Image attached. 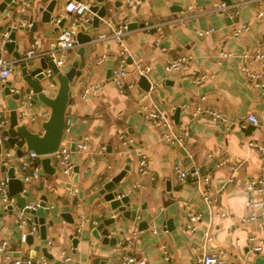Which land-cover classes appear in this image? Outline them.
<instances>
[{"label": "crops", "instance_id": "1", "mask_svg": "<svg viewBox=\"0 0 264 264\" xmlns=\"http://www.w3.org/2000/svg\"><path fill=\"white\" fill-rule=\"evenodd\" d=\"M50 1L34 0L29 7L21 9V0H18L17 7H10L6 15L0 12L3 31L11 26L19 33L18 52L25 54L35 39L39 41L36 47L39 55L54 50L61 28L51 22L42 23L39 11ZM119 1L121 6L114 9V21L106 18L105 25L84 28L92 40L83 44L81 75L75 78V87L70 88V104L65 110L62 143L71 147V143L87 137V149L73 153L72 174L61 175L56 167L54 175L43 173L40 179L25 185H34L30 190V203H37L41 195H46L47 205L51 207L45 216L47 242L40 239L38 231L34 233L32 245L22 242L16 227L21 210L14 205L9 215L1 208L0 201V240L8 242L2 258L12 259L22 254L46 258L49 264H61L59 252L65 250L71 255L70 264H120L125 255L144 259L146 264H194L197 257L207 251L224 253L233 262L254 264L257 255L248 238L251 234L257 237L261 245L258 253L264 257V191L254 197L263 204L252 206L245 182L255 177L264 183V151L250 145L264 142V95L254 87L247 74L259 71V65L252 62L247 70H243V65L248 60L245 54L264 53V15L257 17L258 12H264V0H231L229 8L237 11L231 18L218 10L224 3L222 0H136L139 3L135 5ZM65 3L66 0H56L53 12L61 11ZM178 7L180 10L175 11ZM70 17L74 14H68V19ZM32 21L37 23L34 31H31ZM121 21L125 24L136 22L138 28L127 30L123 40L128 48L124 70L127 83L133 86L119 90L111 81L119 65L118 43L111 37L100 39V35L109 36ZM160 21H166L165 25L159 27ZM239 23H246L248 29L236 37L233 31ZM209 29L212 30L207 34H198V31ZM77 48L62 67L64 71L69 69ZM161 48L165 49L164 53ZM221 51L232 55L220 58ZM184 53L192 55L191 72H167L166 55L175 57ZM1 57L14 64L10 75L0 81V85L6 81L17 85L22 79L19 62L3 50ZM146 66L150 67L147 78L151 90L141 91L137 84L140 75L136 70ZM202 73L213 76L202 83L195 82L196 76ZM89 85L94 86L95 92L84 96V89ZM56 91L57 85L52 86L49 96L53 97ZM140 105L163 111L178 128L185 126L188 134L183 143L164 141L161 127L138 114ZM28 106L26 119L30 129L41 135L47 119L45 114H49L50 109ZM205 107L225 116L228 125L193 115L196 108ZM176 108L180 111L175 119ZM0 109L9 115L1 87ZM249 112L259 119V126L247 123ZM122 139H131L132 143L122 145ZM102 146L105 149L100 154ZM4 151L11 152L9 163L17 164L19 176L26 153L17 158L14 148L7 147ZM138 151L148 161L143 174L138 171ZM128 157L131 169L117 191L124 194L135 191L137 200L133 202L130 219H124L120 212L115 215L110 210L108 202L100 201V197L89 200V197L129 164ZM220 158H227V165L217 166L216 160ZM178 162L180 167L195 164L202 174H210V203L202 197L200 182L191 178L185 182L178 180L175 169ZM1 164L0 160V178L6 175ZM167 184L170 192L166 191ZM188 213L200 215L195 231L186 227ZM80 216L86 221L76 234L74 225ZM115 216H119L118 221L106 227L110 237L116 238L115 244L102 243L92 236L91 230L97 223ZM170 217L172 222L168 227L166 221ZM49 220L53 221L52 225L47 224ZM142 221H146L147 229H143ZM152 223L155 233L150 230ZM134 225L138 226V236L127 245L126 238ZM204 231H209L211 240H206ZM73 238L78 239L75 246ZM47 243L51 244L50 257L41 250L31 256L34 245L42 247Z\"/></svg>", "mask_w": 264, "mask_h": 264}, {"label": "water", "instance_id": "2", "mask_svg": "<svg viewBox=\"0 0 264 264\" xmlns=\"http://www.w3.org/2000/svg\"><path fill=\"white\" fill-rule=\"evenodd\" d=\"M82 1V0H76ZM90 2L86 14L87 21L83 22L78 26L76 34V41L78 48L75 56L71 59L70 67L67 71L58 68L53 62V53L39 55L36 52V56L30 57L23 60L24 53L18 52V45L16 43L17 33L16 29H12L11 26L6 27L5 32L3 27L0 26L2 31L0 35V57L2 50L8 54H11L19 62L21 68L22 79L17 85H12L6 81L1 84V93L6 101V107L9 112V123L0 126V160L1 169L6 170L7 177V189L9 195L15 196L14 204L8 205L7 208H3V211L12 215L13 207L16 205L20 210H23L27 204H34L32 202V195L30 190L34 188L33 184L25 187V182L22 181V177L25 171L22 169L19 176L16 174L17 164L9 163L10 157L4 156L1 159V153L7 147L14 148V156L22 158L28 151H33L37 155L44 156L38 159L41 164L39 174L42 176L43 173L47 175H54L57 167L56 161L52 162V159L48 155L53 154L61 145L63 139V131L65 127V110L68 104H70V88L75 87L76 77H80L81 69L80 59L84 55L85 46L83 44L89 43L92 37L88 32L85 31L86 26L92 28H98L100 25H105L107 19L114 21L113 14L114 9L121 6L119 0H88ZM225 4H230L231 0H222ZM56 0H51L45 8L39 9L41 13L40 21L42 23L51 22L50 15L55 8ZM18 0H0V12L6 15L10 7L16 8ZM180 10L178 7L175 11ZM127 17H124L126 19ZM102 20V21H101ZM65 19L59 23L57 28L63 26ZM36 21H32L31 31L36 29ZM127 30L138 28L136 22H129L126 24ZM22 27V26H21ZM22 31V28H20ZM70 59V57H69ZM68 59V60H69ZM50 68L52 74L47 76L44 72ZM138 87L142 90H151V83L147 76L140 75L137 81ZM57 85L56 94L53 97L49 96V89L52 86ZM29 103L26 105L25 101ZM28 105H36L39 107H49L50 112L47 119L43 122L42 128L43 133L33 132L30 129L29 121L26 119L28 115ZM180 109H174V118L178 116ZM5 137V138H3ZM186 141V140H185ZM184 145V144H183ZM75 143H71V150L74 151ZM185 152V151H184ZM124 168L101 184L100 188L94 192L89 200L100 197V201L108 202L110 210L116 215L120 212L124 219H130L132 215V207L137 199L135 197V191L124 194L118 190L117 187L124 176L131 169V158L128 157ZM215 162V161H214ZM76 171V168H75ZM47 179V178H46ZM43 186V181L40 182V189ZM166 191L170 192L171 187L169 184L165 185ZM38 190V188L35 187ZM2 206V205H1ZM51 207L47 205L46 195H41L37 201V207L35 209H26L25 212L28 216H32V220L38 225V232L40 239L47 242L46 237V221L45 216L50 213ZM155 213H152L154 216ZM119 216L108 217L103 221L97 223L91 230L92 236L98 240H101L105 244H115L116 238L110 237L109 231L106 227L112 225L115 221H118ZM144 227L147 229L146 221H142ZM172 222L170 217L166 224L168 227ZM48 225H52L53 221L49 220ZM77 238L72 239V243L75 246ZM25 243L32 245L34 243V234L27 233L25 237ZM51 244H46L41 247L40 244L34 245L31 256L35 255V252L41 250L45 256L50 257L48 250H50ZM256 258L254 264H264V257L256 252ZM104 264V262H101Z\"/></svg>", "mask_w": 264, "mask_h": 264}, {"label": "built area", "instance_id": "3", "mask_svg": "<svg viewBox=\"0 0 264 264\" xmlns=\"http://www.w3.org/2000/svg\"><path fill=\"white\" fill-rule=\"evenodd\" d=\"M34 0H21L20 7L21 9H25L31 5V3ZM256 2H260L262 0H252ZM126 4L129 5H135L139 3V1L136 0H125ZM90 2L88 0H82V1H76V0H66L65 5L63 6V9L59 12H52L50 15L51 23H53L55 26L58 27L59 23L62 21V19H65V22L63 24L59 33V36L57 38V41L55 43L54 50L51 51L53 53V62L58 67L61 68L65 65V63L68 61L70 57V53L74 51L78 44L76 41V34L78 31V26L82 24L83 22L87 21L88 17L86 14V10L89 6ZM217 10V9H216ZM218 10L220 12L226 13L229 18L233 16L234 13H237V11H232L228 5H225L222 3L218 6ZM74 14V17H70L68 19V14ZM264 15V12L260 11L257 13V17H262ZM166 21H160L157 25L160 27V25H165ZM13 27H16L15 23H13ZM248 25L246 23H239L236 24L233 35L239 36V34L242 33V31L247 30ZM212 29H209L207 31H198L199 35L207 34ZM127 34V26L122 21L119 22L116 26L112 28L111 34L105 35L101 34L100 39H106L110 38L113 39L116 43H118V56H119V65L116 70H114L111 81L114 84V86L121 90L123 88H131L133 85L131 83H127V74L124 70V64H125V58L128 53V48L124 44V36ZM39 41L37 39L33 40L32 43H30L29 48L26 50L23 60H26L30 57L36 56V47L38 46ZM161 51L164 53L165 49L161 48ZM231 53L226 52H220L219 57H228L231 56ZM247 63L243 65V70H247L249 68V65L253 63H257L260 67L259 71H248V78L253 81V85L256 89H258L262 95H264V53L261 51H256L252 55L245 54ZM104 57H102L98 62L102 61ZM191 61H192V55L189 53H184L181 55H177L175 57L166 55V64L165 69L167 72H179V73H186L191 72ZM14 61L2 59L0 57V81L3 82L6 80V78L10 75V72L12 70ZM137 73L138 75H145L148 76L150 72V67H137ZM47 76H50L52 74V70L50 68L46 69L44 71ZM211 74H205L202 73L194 79L197 83H202L206 79H209ZM95 88L93 85H89L84 89L83 95L94 93ZM25 103H29L28 100L25 101ZM138 114H140L142 117L146 119H150L154 121V123L161 127L162 129V139L168 143L172 144H182L185 136L188 134V130L185 126H180L179 128L176 127V124L173 119L169 118L163 111L159 109H151L148 107V105H140L137 108ZM193 115L195 116H205L209 119L223 123L224 125H228V119L225 116H222L217 111H214L208 107L205 108H196ZM48 116V113L45 114V117ZM246 121L248 124H252L254 126H259L260 122L259 119L256 117L255 114L249 112L246 117ZM9 123V115L7 112L0 109V126L4 124ZM5 138V137H3ZM131 139H122V145H130ZM251 146L256 147L258 150L264 151V142L263 143H250ZM88 147L87 137H84L83 139L77 141L74 146V151L71 150L70 146L66 144V142L61 143L59 148L51 155H48L51 159L55 160L57 163V167L59 168V171L61 175H70L74 171V161L72 159V155L75 151H84ZM105 147L102 146L99 149V153L101 154L104 151ZM137 156H139L138 160V171L140 173H144L147 168V159L144 154L138 151L136 153ZM4 156H11L10 151H2L1 153V159ZM44 156L37 155L33 151H28L26 153V158L21 161V168L25 171L24 176L22 177V181L25 182V184H29L34 180L40 179L41 175L39 174V170L41 168V164L38 162V159H41ZM227 158H220L216 160L217 166H223L227 165ZM180 162H178L175 166L176 173L178 180L185 182L188 178L193 179V181L200 182L203 185V194L202 197L204 201L207 203H210L212 198V192L210 191V174H202L195 164H192L189 167H180ZM30 169V172L27 173L26 170ZM245 189L249 193L252 206H260L263 203L261 201H258L255 199V195L261 194L264 191V183L261 178H255L252 177L245 182ZM0 201L3 208H7L8 205L14 204L15 202V196L9 195L8 189H7V177L6 175H3L2 178H0ZM37 207V203L34 204H27L23 210L18 214L16 219V227L20 234V239L22 242H25V237L27 233H37L38 231V225L30 218L27 213L25 212L26 209H35ZM222 216L225 215V213H221ZM199 214L197 213H188L187 219L188 222L186 224V227L190 231H195L197 229L196 223L199 219ZM252 219V217H250ZM85 217L80 216L78 218L77 223L74 225V233L78 234L81 231V228L83 227V224L85 223ZM155 225L152 223V226L150 228L152 233L156 232V229L154 227ZM138 226L134 225L132 228L129 236L126 238L125 243L127 245H130L138 236ZM204 236L207 241L211 240V236L209 231H204ZM249 242L253 245V248L256 252L261 250L260 241L257 239V237L253 234H251L248 238ZM8 245L7 240H0V264H49L48 260L46 258H33L30 256H22L19 255L18 257H14L12 259L8 258H2L3 251L6 249ZM60 260L61 264H70L71 262V255L69 252L65 250H60ZM168 257L165 258V261L167 262ZM120 264H146V261L144 259H137L134 256L125 255L123 257V260ZM194 264H242L233 262L228 259L227 255L224 253H213V252H204L201 256L197 257V259L194 261Z\"/></svg>", "mask_w": 264, "mask_h": 264}]
</instances>
